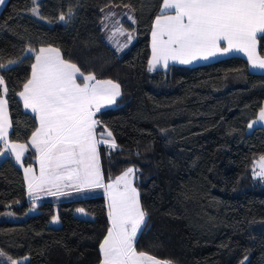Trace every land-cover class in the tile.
Segmentation results:
<instances>
[{
  "label": "trees",
  "instance_id": "obj_1",
  "mask_svg": "<svg viewBox=\"0 0 264 264\" xmlns=\"http://www.w3.org/2000/svg\"><path fill=\"white\" fill-rule=\"evenodd\" d=\"M162 0H6L0 9V68L5 80L9 140L26 144L36 128L18 93L30 78L29 48L56 47L85 74L120 85L115 107L100 111L97 134L107 128L117 144L98 146L105 182L127 168L147 212L136 247L173 264H264V179L253 161L264 156V129L247 131L264 104V74L240 57L191 67L148 71L150 32ZM129 7L135 42L120 56L101 37L100 11ZM65 15L62 23L59 17ZM264 58V39L257 41ZM1 95V88H0ZM3 146L0 144V151ZM27 151L24 165L34 164ZM35 208L36 213L26 216ZM82 209L90 218L81 219ZM0 252L24 264H99L107 232L104 196L59 203L26 198L22 171L0 161ZM58 227L50 222L54 216ZM246 258V259H245Z\"/></svg>",
  "mask_w": 264,
  "mask_h": 264
},
{
  "label": "snow or ice",
  "instance_id": "obj_2",
  "mask_svg": "<svg viewBox=\"0 0 264 264\" xmlns=\"http://www.w3.org/2000/svg\"><path fill=\"white\" fill-rule=\"evenodd\" d=\"M2 3L4 0H0ZM32 13L37 15L38 9L33 8ZM59 19L65 21L66 17L62 14ZM118 32L123 35L124 29ZM151 35L149 71L159 64L167 67L169 61L189 64L233 51L243 52L253 68L264 69V58L257 54L258 38L264 39V0H163ZM128 39H132L131 34ZM27 51L34 53L35 62L18 95L24 108L34 114L37 127L27 144L11 142L8 102L0 95V142L23 167L29 196L64 195V188L69 186L76 191L103 189L108 227L99 244V264H173L137 250L138 234L148 215L134 185L138 169L129 167L108 182L101 170L98 146L105 144L113 150L118 146L107 128L98 137L101 122L95 117L102 108L115 104L121 95L120 85L83 73L77 64L62 56L59 48ZM6 67L0 63V68ZM0 88L7 93L3 76ZM258 120L264 122V108ZM28 145L35 150L38 174L32 166L24 167L22 163ZM4 154L0 151V156ZM253 176L264 179V156L253 161ZM55 222L57 218L53 217ZM8 259L10 264H18Z\"/></svg>",
  "mask_w": 264,
  "mask_h": 264
},
{
  "label": "crops",
  "instance_id": "obj_3",
  "mask_svg": "<svg viewBox=\"0 0 264 264\" xmlns=\"http://www.w3.org/2000/svg\"><path fill=\"white\" fill-rule=\"evenodd\" d=\"M5 1L6 0H4V3H5ZM162 2H163V0H162ZM4 3L0 4V9L2 8ZM161 5H162V3H161ZM161 5H160V9H161ZM158 14H160V10H159ZM129 16H131L132 19H129ZM133 21H135V22H133ZM60 22L62 23L63 21L60 20ZM99 28H100L102 40L104 41L106 46L117 56H120L121 54H123L135 42V39H136V19H135L134 12L129 7L108 5V6H105L104 8H102L100 11ZM120 28L124 29L123 35H121L118 32V29H120ZM151 33H152V29L150 32V56H149V59L151 58V43H152ZM128 34L132 35V39L130 41L128 39ZM38 50H36V51H38ZM25 56H32L33 57L32 63L35 62L34 53L28 52L26 50ZM233 56L240 57V58H243L244 60H246L248 63V67H249L250 72L255 73V74H264V69L253 68L249 64L247 56L243 52H237V51H233V52H230V53L224 54V55L218 54V55H216L214 57H210L206 60L205 59H197V60H194L193 62H191L189 64H180V63L175 62V61H169L167 67H165L163 64H159L152 71H149V65H148V71L154 72L156 70H165L169 66H172V65L191 67V66L202 65V64H206V63H209V62H212L215 60L225 59V58L233 57ZM13 65L14 64H8L7 67L3 68V69H7L9 67H12ZM30 75H31V72H30ZM22 90H23V88H22ZM1 95H4V98H5V94L3 93L2 88H1ZM119 97L116 98V101ZM18 99L21 103L23 111L34 116V114L30 110H26L24 108L23 101L21 100L19 95H18ZM115 105H116V102H115V104H113L111 106H107V107L102 108L100 111H103L106 109H111V108L115 107ZM262 108H264V104L262 105ZM253 122H255V123H253ZM249 124H252L251 128L249 127ZM249 124L247 126V131H251L255 127H262L264 129V122L258 120V115ZM36 127H37V123H36ZM10 130H11V128L9 129V133H10ZM0 144L3 146L2 151H5V154L3 156H0V161L3 160L5 157L10 156L12 158L14 164L22 171L23 180H24V169H23V167H21L20 164L16 163L15 157L11 154L10 151H6L4 149L3 143L0 142ZM28 151H32L35 155V150L32 149L30 145H28ZM25 155H26V153L22 157L23 165H24ZM31 166L34 168V170L38 174L39 173V165L37 164L35 158H34V164ZM24 167H28V166L24 165ZM24 185H25V192H26L27 200L32 202V203L35 202V204H37L39 202H50V203L55 204V203H59V202L76 200V199H81V198H86V197H91V196H104V195L100 194L101 190H99V189H97V190L92 189L91 191H88V189H85L83 191H76V190H74V188L69 186V187L64 188V192L66 193L64 195L52 196V195H45L43 193H40L37 196L33 197V196H29V194H28L27 185L25 183V180H24Z\"/></svg>",
  "mask_w": 264,
  "mask_h": 264
},
{
  "label": "rangeland",
  "instance_id": "obj_4",
  "mask_svg": "<svg viewBox=\"0 0 264 264\" xmlns=\"http://www.w3.org/2000/svg\"><path fill=\"white\" fill-rule=\"evenodd\" d=\"M39 1H40V0H36V3L34 4V5H35V8H36V5H37V3H38ZM36 9H37V8H36ZM33 16L36 17L37 19L39 18V17H38V14H37V15H33ZM252 173H253V169H252ZM253 177H254V176H253ZM254 178L260 179L259 177H254ZM114 179H115V178H114ZM91 190H92V189H88V191H91ZM93 190H97V189H93ZM99 190H101V193H100V194L104 195L103 189H99ZM91 197H93V196H91ZM34 213H36L35 208H31V209L27 212L26 216L31 215V214H34ZM76 215H77L79 218H81V219H89V218H90V217H89L86 213H84L83 211H76ZM54 217L57 218L56 215H55ZM0 221H17V218L14 217L13 215L4 214V215H2V216L0 217ZM50 225H51L52 227H58V226H59V220H58V218H57V222H55V223H53V218H52V220H51V222H50ZM15 261H17L18 264H24V263L26 262L25 259L15 260ZM0 264H10V261H9L8 257H6V256H4V255H3V256H0Z\"/></svg>",
  "mask_w": 264,
  "mask_h": 264
}]
</instances>
